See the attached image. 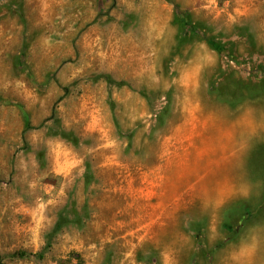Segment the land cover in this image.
<instances>
[{
	"label": "rangeland",
	"instance_id": "374dc122",
	"mask_svg": "<svg viewBox=\"0 0 264 264\" xmlns=\"http://www.w3.org/2000/svg\"><path fill=\"white\" fill-rule=\"evenodd\" d=\"M0 264H264V0H0Z\"/></svg>",
	"mask_w": 264,
	"mask_h": 264
},
{
	"label": "trees",
	"instance_id": "16d2710c",
	"mask_svg": "<svg viewBox=\"0 0 264 264\" xmlns=\"http://www.w3.org/2000/svg\"><path fill=\"white\" fill-rule=\"evenodd\" d=\"M63 223L62 222H59V223H57V225H56V227H55V229H54V232L57 234V233H59L62 229H63Z\"/></svg>",
	"mask_w": 264,
	"mask_h": 264
}]
</instances>
